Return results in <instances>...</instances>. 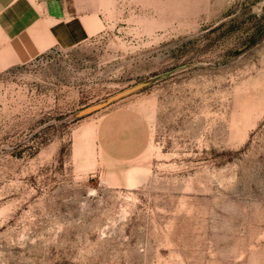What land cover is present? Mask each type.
I'll list each match as a JSON object with an SVG mask.
<instances>
[{
  "label": "rangeland",
  "instance_id": "374dc122",
  "mask_svg": "<svg viewBox=\"0 0 264 264\" xmlns=\"http://www.w3.org/2000/svg\"><path fill=\"white\" fill-rule=\"evenodd\" d=\"M87 7L0 68V264H264V0Z\"/></svg>",
  "mask_w": 264,
  "mask_h": 264
},
{
  "label": "crops",
  "instance_id": "0c3cea01",
  "mask_svg": "<svg viewBox=\"0 0 264 264\" xmlns=\"http://www.w3.org/2000/svg\"><path fill=\"white\" fill-rule=\"evenodd\" d=\"M101 27L87 0H0V68L74 48Z\"/></svg>",
  "mask_w": 264,
  "mask_h": 264
}]
</instances>
